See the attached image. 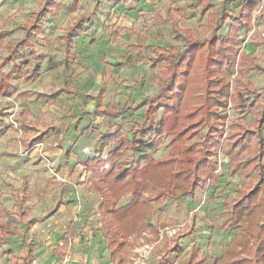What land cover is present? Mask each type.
<instances>
[{"label": "rangeland", "instance_id": "374dc122", "mask_svg": "<svg viewBox=\"0 0 264 264\" xmlns=\"http://www.w3.org/2000/svg\"><path fill=\"white\" fill-rule=\"evenodd\" d=\"M41 1L43 0H0V36L5 32L9 34L0 43V76L10 72L15 65H21V70L14 73L16 80L9 85V95L0 93V212L1 207L13 208L15 198L24 195L31 199L24 205V211H38L37 214L32 212V215H37L38 221L29 229L28 219H19L15 224L7 218L0 221V264H21L26 250L25 243L30 240L37 243V253L44 250L48 256L58 255L61 259L63 243L69 235L66 227L52 225L48 220H43V217L51 211V204L58 199L55 193L62 182L60 177L64 178V168L67 167L68 173L73 172V175H68L71 182L78 181L88 154L83 159L80 151H77L78 159L72 155L66 156L69 149L74 152L76 148L70 126L66 125L63 130L54 126L57 121L73 117L70 113L64 115L65 107L61 110L56 103L46 101L44 104H35L30 103L29 99L34 97L33 88L53 92V87L46 79L47 74L54 71L61 73L63 69L69 71L76 64L77 46L73 45L71 55L65 58L62 36L66 27L79 17L95 11L82 38L77 40V44L82 46V94H97L101 90L106 104L122 106L129 103V92L134 93V87L144 93L146 81L144 76L140 78V68L145 70V66L151 64L162 47L173 46L176 52H180L192 35L199 39L210 36L209 15L215 22L221 15V0H80L75 12L54 10L45 18L44 31L33 41L36 52L45 55L43 61L36 59L22 62L31 52L30 47L25 44L19 50L25 55L24 59L2 65L8 52L6 43L10 41L17 44L25 36V23ZM58 1L65 6L71 2ZM98 1L97 7L95 5ZM232 1L227 2L226 9L234 16L239 7L238 2ZM261 4L264 5V0H261ZM192 5L196 7L195 10L189 8ZM260 14L257 18H260ZM251 38L245 36L240 45L244 46L243 43L246 40L250 42ZM38 67H41L42 75L37 81L27 82L23 79L28 68L32 72ZM156 72L164 79L167 76L166 65L160 64ZM35 82L38 85L31 88L30 85ZM63 83V75L52 80L53 86ZM119 87L126 94L121 103H117ZM32 104H35V127L41 133V137L34 140L33 136L26 138L20 127V114ZM162 113L163 110L158 111L154 120H159ZM141 120L140 112L133 115L128 113L123 118L95 119L97 132L94 131L86 144V151L93 143L92 137H97L98 133L109 134L121 128L127 139V143L121 145V163L129 169L136 166L143 153L135 150L141 147L132 149L135 145L129 141L132 128ZM7 130L12 131L9 137L4 136ZM206 131L205 127L197 138L186 142L184 150L198 151ZM28 134L32 135L31 132ZM29 144L31 145L27 147ZM175 146L171 136L165 134L155 154L159 162L156 173L136 205V209L141 212L127 232L124 251L118 257L117 264H156L161 261L186 264L189 249L194 244L200 248L201 254L207 256L206 264H246V259L257 252L261 242L264 243V218L257 227L243 228L240 232L238 228L223 227V215L226 211L223 200L227 195H235L240 186L253 184L254 172L242 169L238 176L229 170L228 174L209 177L207 184L196 192L193 199L179 197L178 179L174 181L175 186L166 177L167 172L171 169L174 171L176 164L160 163ZM113 147L114 144L108 146L103 155L106 156ZM95 154H99L98 149ZM217 155L216 161L225 157L220 161L223 164L228 162L225 155ZM131 200V196L124 197L120 205ZM170 219L175 222H168ZM180 227H185L187 231L193 230L194 233L174 240L172 235ZM237 233L239 237H236ZM174 247L181 251L174 252ZM54 261L52 264H59L58 259L55 258ZM36 263L39 264V260L34 256L31 264Z\"/></svg>", "mask_w": 264, "mask_h": 264}, {"label": "trees", "instance_id": "16d2710c", "mask_svg": "<svg viewBox=\"0 0 264 264\" xmlns=\"http://www.w3.org/2000/svg\"><path fill=\"white\" fill-rule=\"evenodd\" d=\"M259 2L260 0H244L240 3L241 14L231 19L229 33L226 36L220 34V29L229 19V15L222 8L218 24L212 27L213 33L209 38L192 39L181 52H175L173 46L163 47L159 55L153 59L152 67L156 68L158 63L165 64L167 76L164 79L158 74L155 76L156 82L160 85V92L146 97L138 106L118 110L103 105L101 96L89 95V98L97 102L96 116H117L129 109L136 111L143 108L144 110L143 120L132 129V138L129 141L135 145L132 149L141 147L135 150L143 153L136 166L129 169L121 163L123 155L121 145L127 143L121 129L113 134L100 136L101 150L110 144H115L105 158L98 156L85 162L88 177L102 196L100 205L103 216L102 225L113 262L117 261L122 254L127 232L137 218L134 209L150 179L156 173L159 162L155 154L165 134L171 136L176 146L160 163L176 164L174 171L171 169L166 177L172 184L176 183L174 182L176 178L178 179L179 197L193 198L197 189L203 188L208 182L206 173L211 174L217 170L218 164L213 156L217 154V149L221 145L219 136L224 128V116L220 107L225 104L224 97L228 86L226 75L233 70L237 57L239 31L250 26ZM98 3L99 1L95 6L98 7ZM78 6L79 0H72L69 6L61 5L58 0L41 1L39 8L31 13L25 23L27 30L25 37L15 45L7 44L8 54L3 59L2 65L24 59L25 55L19 50L25 44L31 49L27 61L42 60L43 56L37 55L33 49L32 41L38 33L43 31L44 19L56 9L74 12ZM94 12L79 17L66 28L63 39L67 53L70 52L74 38L82 34L86 24L92 21ZM261 14H264V5ZM6 35H8L7 32L0 36V43ZM17 71H20L19 65L14 66L10 73L1 75L0 93L2 95H9L8 85L15 80L14 73ZM252 71L264 72V67L260 65V59L244 53L235 80L236 95L233 98L239 120L233 123L221 148L230 158V168L235 175L240 174L242 169L255 174L253 184L239 187L235 196H227L223 202L226 212L223 215L222 226L238 228L239 232L243 228L257 227L264 218V93L256 89L249 79ZM34 72L35 74H32L27 71L25 79H35L40 75L41 69L38 67L34 69ZM65 90L62 88L51 95L36 93L35 100L54 99ZM160 109L163 110L162 117L155 121L154 116ZM27 113L21 120L20 127L23 133L34 130L27 121ZM205 127L207 131L201 148L196 152L184 150L185 143L197 138ZM127 195H132V201L118 207L120 200ZM26 201V198L16 199L15 206H19V211L15 213L14 210L2 208L3 214L16 222L15 215L24 217L20 206ZM33 222L31 221L30 224ZM192 232L193 230L187 231L185 227H180L172 238L178 240L181 236ZM236 237H239L238 233ZM34 247L35 243L27 244L22 264H31L34 258ZM263 248L264 243L261 242L257 252L246 259V264H264ZM172 250L178 253L181 251L178 247ZM188 254L189 259L186 264H206L207 262V256L200 254L196 245L192 246ZM156 264L169 263L161 261Z\"/></svg>", "mask_w": 264, "mask_h": 264}, {"label": "crops", "instance_id": "0c3cea01", "mask_svg": "<svg viewBox=\"0 0 264 264\" xmlns=\"http://www.w3.org/2000/svg\"><path fill=\"white\" fill-rule=\"evenodd\" d=\"M205 1H207V0H204L203 2H205ZM231 1L232 0H226L223 2L221 0V14H222V8H224L229 15V19L226 20V22L222 25V27L220 29V34L224 35V36L228 35V33H229V28L231 25V19L237 18L240 16V14H241L240 3L243 2L244 0H240V1L239 0H233L232 1V2H238V7H239V11L234 16H231L230 13L228 12V10L226 9L227 2H231ZM120 2H122V1H120ZM260 4H261V0L259 2V5L255 9L256 12L258 11ZM79 5H80V0H79ZM189 8L192 10H195L196 7H194L192 5ZM56 10H60V9H56ZM61 10L68 11L67 9H61ZM70 13H72V12H70ZM255 13H254V15H255ZM260 15H261L260 18L253 16L252 23L250 24V26L248 28H242V30L239 31L240 41H239V48L237 51V57H236V60L234 62L233 70L226 75V79L228 80V86H227L226 95L224 97L225 104L222 107H220V110L222 111V115L224 116L223 119H224V123H225V120L227 118V106H228L230 101L232 102L233 109L231 111L232 116L230 117V124H229L228 133L232 129L233 123L239 120V113H238V110L236 108V105H235L233 98L236 95L235 80H236V76L240 70V62H241L242 55L245 53V54L252 55L253 57L260 59V65L262 67H264V14L263 15L260 14ZM220 17H221V15H220ZM219 18L215 22L213 17L211 15H209L208 24H209L210 31H211L210 36L213 33L212 27H215L218 24ZM25 30H26V28H25ZM43 31H44V27H43ZM84 31H85V29H84ZM251 31H253V32H251ZM187 32L190 33V30H187ZM26 33H27V30H26ZM26 33H25V35H26ZM41 33H38L37 35H39ZM65 33H66V29H65ZM65 33H64V35H65ZM83 33L74 38L73 44L71 45V49H70L69 53L66 52L65 41L63 39L64 35L62 36L66 59L69 58V56L71 55L73 45L78 47V49H77L78 51L76 52V64L73 67H71V69H69V71H68V69H63V71L61 73L54 71V72H52V74L46 75V79L49 81L48 84L51 87H53V92H46L43 90L42 91L37 90V89L32 87V86L35 87L36 85H38L37 82L32 83L30 85V87L33 88L32 90H33L34 97H31L29 99H30V103H35V104L36 103L44 104L46 101L56 103L59 105V108L61 110H63V107H65V110H63L64 115H66L67 113H70V115H72L73 117H67V118L63 119V121H57V123H55L54 126L58 127L61 130H63L66 127V125L70 126V131L72 133L71 137L74 139L73 144H75L76 148L74 149V152L72 149H69V151L66 153V156L72 155V156H74L75 159H78L79 157H78L77 151H80L82 153V159L85 158V154H88V155H86V159H84L86 162L87 160L92 159L94 157H98V156H102V158H105L108 155V153L110 152V150H112L115 147V144H114V147L108 151L106 156H104L103 152L105 151V149L108 146H110L112 144L106 146L103 150H101L102 142L100 140V136L101 135H108V134L98 133L97 137L96 136L92 137L93 143H92V145H90V147L86 151V148H85L86 144L91 139V136L93 135L94 131L97 132V130H95V127H97L95 125V122H96L95 119L100 118V117H113V118L120 117V118H123L126 115H128V113L133 115L137 112H140V114L142 116V120H143V116H144L143 108L138 109L136 111L129 109L126 112H124L123 114H120L117 116H106V115L96 116L95 111L97 109V102H96V100L89 98V95L101 96V100H102L103 105L109 106L111 108L114 107L118 110L122 109L124 107H126V108L133 107L134 108V107L138 106L146 97L157 95L160 92V85L156 82L155 76L158 74L156 72V70L158 69V66L161 63H158L156 68H155V67H152L154 60H151V64L146 65L145 70L140 68V72L142 74L140 78H143V76H144L145 81H146V84L143 87L144 93H142L141 91H137V89L134 87V89H135L134 93L129 92V97H128L129 103L127 105L123 104L122 106H112V105L106 104L102 98L101 90L97 94H93V93H87L86 95L82 94V48H81L82 46H79L77 44V40L82 38ZM190 34H192V33H190ZM8 35H6L5 37H7ZM252 35H253V37H252ZM210 36H208L206 38L199 39V38L193 37V35H192V37L189 39L188 43L192 39L203 40V39L209 38ZM245 36H247V38H249V39L252 37L251 41L249 42L246 40L243 43L244 46L240 45V43H242V40H244ZM5 37H4V39H5ZM4 39H3V41H4ZM33 41H32V44H33ZM8 43H11V42L9 41L6 43V48H7ZM188 43H187V45H188ZM241 46H243V48H241ZM33 49L36 52L34 45H33ZM7 54H8V52H7ZM36 54L40 55L37 52H36ZM41 55L43 56V58L40 61H43L45 59V55L44 54H41ZM28 59H29V55L22 62H27ZM30 60L35 61L36 59H30ZM11 63H16V62H11ZM20 66L21 65H19V67ZM39 68L41 69V67H39ZM20 70H21V68H20ZM117 70H118V72L120 71L119 67H117ZM27 71L31 72V70L29 68ZM10 72H8V73H10ZM17 72H19V71H17ZM26 72H25V74H26ZM135 72H137V69ZM8 73H2L1 75L8 74ZM31 73L35 74L34 71H32ZM25 74L23 75V79L25 81H27V82L34 81V80L37 81L42 75V69H41L40 75L33 80H26ZM233 74H235V75H234V79H233L234 80V87H233V94H232L230 92V82H231V78H232ZM61 75L64 76V83L62 85H59V86H53L52 85L53 78H55V77L59 78ZM72 76H77V77L75 79H72L71 78ZM14 77H15V75H14ZM136 78H138V76H136ZM249 79L254 84V87L256 89L263 91V93H264V72L252 71L249 75ZM15 80H16V77H15ZM13 82L11 84H13ZM11 84H9V85H11ZM9 85H8V91H9ZM62 88L66 89V90L63 91L62 93H60L54 99L42 98L39 100H35L36 93H43L46 95H51V94L57 92L58 90H60ZM117 90L120 94L118 96L117 103H121L122 102L121 100L123 99V97L126 98V94L122 93L123 89L121 87L117 88ZM35 104L30 105V107H28L23 113L20 114V125H21L22 116H26V113L28 111L27 121L30 123V126L32 128H34V130H29V131L25 132V134H26L25 136H26V138L33 136L32 137L33 140L35 138L41 137V133H38L37 128L35 127L36 121L34 119V110H33V105H35ZM160 110H162V109H160ZM138 118H140V117H138ZM248 119L250 120V117H248ZM141 121L139 123H141ZM138 124H136V125H138ZM119 129H121V128H118V129L110 132L109 134H113V133L117 132ZM121 131H122V129H121ZM11 132L12 131H9V130L5 131L4 136L9 137ZM29 132H31L32 135L28 134ZM122 135H123V131H122ZM263 135H264V133H263ZM131 138H132V131H131ZM219 139L221 140V136H219ZM220 144H221V141H220ZM220 146L221 145H219V147ZM97 149L99 150V154H95V151ZM219 149L220 148L217 149V154L219 153ZM73 153H75V154L73 155ZM217 154L215 156H213V158H214L215 162H217L218 168H217V170H215L211 174L206 173V175H208V180H209V177L213 178V177H217V176H222L223 174L224 175L228 174L229 170L232 172V170L230 168V158L226 154H224L222 149H221V155L220 156L225 155L228 158V162L223 164L220 160L224 159L225 157H220L221 159L219 161H216V157L218 156ZM85 162H84V164H82L81 174L78 175L79 180L75 181V182H71L72 179L70 178V176H68V175H73V172L70 171L71 173H68L67 167L64 168V171L62 172L64 178L60 177L62 182H60L61 183L60 188L57 189L56 190L57 193H55V195L57 196L58 199L56 202L51 204V206H50V208H52L51 211L45 217H43V220H48L50 224L58 225V227L64 226L69 230V235H67L65 237V241L63 243L61 259H60V257H58V255L57 256L53 255L52 257L48 256L46 254V252H44V250L38 251V253H37V250L35 251V248L37 247V243L33 240H30V241L25 243L26 250H27V244L28 243H30V242L35 243L34 256H36V258L39 260V264H52L53 262L55 263V261H54L55 258L59 260V264H62L64 252L68 248H70V250H71V260H70L69 264H117V262H118V261L113 262L111 260V252L109 250L108 242L105 238V230L103 229V225H102L103 216H102L101 210H100V205L102 202V196L96 191V189L93 186L92 181L89 179L88 172H87V169L85 167ZM71 164H72V166L74 165L73 160H72ZM71 170L75 171V169H71ZM236 175L239 176V174H236ZM77 183H79V184H77ZM199 189H197V191ZM237 190H238V188H237ZM236 194H237V191H236ZM235 195H227V196H235ZM127 196L132 197V195H127ZM127 196H124V197H127ZM18 198L19 199H23V198L27 199V201L22 206H20V207H22V212L24 214V217H20L18 215H15V218L17 219V221L13 222L6 215H4L2 212V208H5V209H8V208L1 207L0 214L2 215V218L0 219V221L3 218H7L8 220H10L12 223L15 224L19 221V219H22V220L28 219L27 228L29 229V228H31V226L36 224L38 221L37 215H32V212L34 214L35 213L37 214L38 211L37 210L31 211L30 209H28L27 212L24 211V205L31 201V199L28 195H24L23 197L17 196L14 200L13 208L8 209V210H14L15 213H17L19 211V206H15V201ZM184 198L193 199L191 197H184ZM121 200H120V202H121ZM120 202H119L118 207L125 206L128 204L127 203L125 205H120ZM223 202H224V200H223ZM224 209H225V207H224ZM134 211L138 217L140 212H141L140 209H136V207H135ZM136 220H137V218H136ZM136 220H135V222H136ZM31 221H34V222L30 224ZM168 222L173 224V222H175V221L170 219ZM222 225H223V223H222ZM226 228H228V227H226ZM193 233H194V231L191 234H193ZM185 235H190V234H185ZM194 245H196V244H194ZM190 249H189V251H190ZM199 250H200V248H199ZM25 251H24V255H25ZM123 251H124V247L122 249V254H123ZM200 254H201V252H200ZM207 260H208V258H207ZM34 261H37V260H34ZM21 264H22V260H21Z\"/></svg>", "mask_w": 264, "mask_h": 264}, {"label": "built area", "instance_id": "2783aa9c", "mask_svg": "<svg viewBox=\"0 0 264 264\" xmlns=\"http://www.w3.org/2000/svg\"><path fill=\"white\" fill-rule=\"evenodd\" d=\"M263 9V5L261 4L259 6V9L258 11L255 13L254 17H257L260 13H261V10ZM253 32V31H251ZM234 75L232 76L231 78V82H230V92L233 94V87H234ZM233 109V104L232 102L230 101L228 106H227V118L225 120V123H224V128H223V132H222V135H221V146L219 147V154H221V147H222V144L223 142L225 141L227 135H228V131H229V124H230V117L232 116V111ZM13 123L18 126V123L17 122H14ZM70 260H71V250L70 248L66 249L65 252H64V256H63V259H62V264H69L70 263ZM37 264V263H36Z\"/></svg>", "mask_w": 264, "mask_h": 264}]
</instances>
